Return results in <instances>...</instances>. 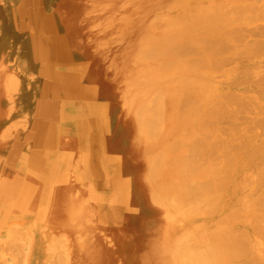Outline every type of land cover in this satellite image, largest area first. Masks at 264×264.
Returning a JSON list of instances; mask_svg holds the SVG:
<instances>
[{
	"label": "rangeland",
	"instance_id": "rangeland-1",
	"mask_svg": "<svg viewBox=\"0 0 264 264\" xmlns=\"http://www.w3.org/2000/svg\"><path fill=\"white\" fill-rule=\"evenodd\" d=\"M145 1L0 0V30H3L1 25L6 24V36L3 39L7 37L8 40H14L11 44L8 42L12 51L9 52V60L5 65L12 66V73H4L5 89L0 87V92L6 95L2 100L4 103L0 105L4 111V119L0 124V264H102L101 260H107L105 264H143L145 250L142 251L134 239L138 229H149V259H159L157 264H179L177 252L181 251V255L190 245L197 246V243L205 241L207 233L210 236L211 232H215L214 229L222 230L224 227L211 223L212 220L206 221L208 217L203 221L198 216L194 217L195 220L193 217L182 218L183 216L176 214L167 217L166 207H162V210H141L139 207L143 202L140 198L144 200L141 192L142 170L146 161L136 154L130 156V160L125 155L121 159L118 146L115 156L117 164H112L108 159L111 155L108 146L114 147L115 133H125L130 129L133 134L134 130V122L130 118L132 115L122 106L124 92L131 87L138 72L144 71L146 75V71L155 66L154 60L143 56L146 55L145 35L149 34L146 31L150 28L149 25L158 20H162L160 23L163 24L169 17L176 19L177 11L180 8L182 10V7H175L176 11H166V7L175 0ZM164 8L165 10L160 11ZM151 18L154 21L152 23ZM0 48L3 49V46ZM145 59L150 61L147 63ZM237 63L238 67L232 63L234 68L231 69L232 64L230 68L227 65L224 68L228 67V71L235 72L242 66L240 62ZM259 63L262 62L256 63L259 65L258 70L264 71V63L261 64L262 67ZM159 64L162 68L161 63ZM3 66L1 64L0 72L5 69ZM171 69L168 68V72ZM225 69L216 71L213 76L218 73L222 75ZM175 70L173 77L177 75L179 79ZM157 71L159 75H163L162 71ZM204 72L206 75L211 73L207 69L202 74ZM228 76L226 83L223 80L225 77L221 76L223 83H228L227 87L221 82L214 86L215 89H219L218 86L221 85L227 90L242 89V86L229 88L232 86V76L230 73ZM214 79V84L218 83L217 80L220 83V78ZM161 82L164 83L165 78ZM160 86L157 89L155 87L156 91L163 90ZM132 92L134 93L131 90L130 95ZM68 120L79 128L70 126L72 124ZM153 135L155 134H151V138H157ZM105 136L107 139H104ZM134 137L133 144L139 139ZM155 151L153 148L152 156ZM144 158L146 160L145 156ZM109 165L112 169L114 166V170ZM37 171L38 174L34 176ZM153 180L155 181L154 177ZM49 181L51 182L48 183ZM124 183L127 189L123 190L134 196L129 209L131 211L126 210L128 207L125 204L124 209L119 202L121 185ZM27 186L30 187L29 190H26ZM26 194L30 197V204L34 202L41 206L43 203L40 202H47L45 207L41 206L46 210H29L30 204L26 208L13 205L18 198L24 199ZM226 196L228 206L232 203L234 205L233 196L225 195V198ZM229 198L233 200L232 203ZM48 204L51 208L55 206L57 210L48 212ZM230 208L227 209L230 211ZM222 210V215L223 212H229ZM221 213L215 216L216 220L223 218ZM175 217L180 220L176 222ZM190 219L194 222L186 223ZM198 219L203 223H199ZM57 220L61 221L60 224H68L70 220L71 228L65 224L57 225ZM196 221L198 223L194 224ZM237 225V228L245 229L244 224ZM236 226L232 227L236 229ZM79 227L84 228L88 237L91 234L89 239L75 232ZM229 228L225 227L226 231H222L227 232ZM101 230L103 231L100 232ZM202 230L207 235L201 233ZM185 234L191 235L187 237ZM182 235L185 238L181 243ZM168 241L171 244L174 241L173 244L176 245H171ZM260 241L256 240L253 244L256 251L264 248V243L261 241L263 244H260ZM102 242L113 250L108 256L97 252L100 251L97 245L100 246ZM81 246L85 247L86 254L93 252L95 256H90L89 260L85 258L86 261L81 260L80 253H75Z\"/></svg>",
	"mask_w": 264,
	"mask_h": 264
},
{
	"label": "bare ground",
	"instance_id": "bare-ground-1",
	"mask_svg": "<svg viewBox=\"0 0 264 264\" xmlns=\"http://www.w3.org/2000/svg\"><path fill=\"white\" fill-rule=\"evenodd\" d=\"M175 1L166 7V11L172 10L173 12L176 11L175 7H182V10L181 8L179 10L181 16L177 11L175 17H178L176 19L173 20L169 17L168 21L161 24L163 17L160 19L161 23L159 20L158 23L155 19L160 15L155 13L157 16H154L156 18L153 17V19L157 23H152L154 22L152 18L150 20L152 24L146 31L149 34L145 35L146 55L143 54V56L154 60L155 66L150 67L148 64L150 69L146 71L147 76L144 71L138 72L131 87L124 92V105L122 104V106L132 115L133 118H130L134 122V130L133 134L130 133V129H127L129 133H115L114 147L108 146V152L111 154L108 159L112 164H117L115 156L118 146L120 149L118 155L119 153L122 154L121 159H123V155L129 159L130 156L136 154L137 156L141 155V158L146 161L142 170V181L140 180L143 188V190L141 189L142 196L144 195V200L140 198V201L143 202L139 207L142 208L141 210H162V207H166L165 214L167 217L168 215L169 217L171 215L172 217L173 215H180L183 216L182 218L193 217L192 219L200 217L201 219H199L202 221L208 217L209 219L206 221L212 220L211 223L224 226L222 230L225 231V227L229 228L237 224L245 225V229H239L237 228L239 225H237L236 229L232 227L227 232L216 228L210 236L207 233L208 238L201 244L198 240L196 241V243L199 242L197 246H195L196 244L190 245L187 250L184 248L186 251L181 255V251L177 252L180 257L179 264H264V248L262 247L263 250L259 248L261 250L259 252L260 250L257 249L256 251L255 246H253L256 240H261L264 243V71L258 70L259 65L256 64L259 61L264 63V0ZM144 2L146 1L144 0ZM157 6L160 7L159 4ZM163 10L165 8L160 11ZM183 19L188 20L183 21ZM1 26L3 30H0V40L3 41H0V46H3V49L0 48V67L1 64L7 65L9 52L12 51L9 47L14 41L8 40L9 38L6 39L7 37L3 39V36H6L4 33L6 24L3 23ZM60 32L63 33L62 30ZM150 59L145 60L148 63ZM155 60L161 63L162 68ZM236 61L242 64L241 66L239 63V67H241L237 71L233 69L235 72H230L228 67L224 68L226 65L230 68L232 63L237 65ZM234 64L231 65L233 66L231 69L234 68ZM168 68L177 69L175 71L180 78L178 79L177 75L173 77L174 70L171 69L172 72H168ZM11 69H13L11 65L5 66L4 71L0 72V87L3 89H5L3 75L6 71L11 72ZM157 69L162 71L163 75H159ZM206 69L208 72L211 71L210 75H206L205 72L203 73L205 75L202 74ZM222 69H225L222 71V75L218 73L213 76L216 71ZM229 73L232 76L231 83L229 82L232 86L229 85V88L233 87L234 89V87L242 86V89H237L239 91L227 90L222 85L218 86L222 89H215L214 86L221 84V82L227 87L228 83H224L228 81L226 78ZM190 74L192 77H189ZM199 74L202 75L199 76ZM220 75L222 78L225 77L223 78L225 82L221 80ZM214 77L220 78V83L217 80L218 83L215 82L214 84ZM164 78L165 82L163 83L161 80L163 81ZM162 84L163 86H160ZM158 86L163 90L156 91ZM0 90L2 89L0 88ZM131 90L134 93L132 92L130 95ZM4 98H6L5 93L0 92V105L4 103L2 101ZM2 110L3 108L0 106V124H2L1 120L4 119V111ZM68 122L70 121L68 120ZM70 123L72 124H69L70 126L74 125L73 127L76 129L79 128V126H75V123ZM0 130H2L1 126ZM153 133L155 134L153 136H157V138H151ZM132 137L134 139L139 138L138 141L136 140L138 144L136 142L133 144ZM104 139H107V136ZM153 148L156 150L154 156L151 154ZM110 167L111 170H114V166L113 169L112 166ZM112 172L114 173V171ZM37 174L38 171L34 173V176ZM25 188L26 190L30 189L28 186ZM123 188L127 189L125 183L121 185L122 191L119 202L121 206L124 207L125 204L128 207L127 209L124 207V209L129 210L132 201H134V196H131ZM7 189L10 190L9 187ZM229 193L234 199L233 201L229 198L231 203L234 202V205L232 203L234 207L230 205L234 209L232 211L227 204L229 202L228 197L225 198V195L230 197ZM16 196L18 195L16 194ZM29 198L28 195L26 201L23 198H18L13 202V205L26 208L31 201ZM40 203H43L41 206L45 207L47 202ZM30 205L29 210H46L34 202ZM226 205L231 212L226 208ZM224 209L229 212L226 214L223 212ZM47 210L53 212L57 209L55 206L51 208L48 204ZM219 212L223 218L216 220L215 216H218ZM52 215L50 214V216ZM177 217L174 218L176 222L180 220L176 219ZM174 219L171 218L170 220L174 222ZM192 219L189 222H187L189 219L186 220V223L189 224L191 221L193 223ZM76 221L78 220L76 219ZM197 221L194 224H197ZM56 222L57 225L65 224L71 228L70 220L68 224L67 222L60 224V220ZM204 223L206 224L205 221ZM66 226L64 227L66 228ZM83 230L84 228L80 229L79 227L75 232L89 239L91 234L88 237ZM148 230L138 229L134 239L139 248L142 251L145 250L143 264H157L159 259L148 258L151 249ZM203 232L205 231L202 230L201 233ZM192 233L195 234L193 231ZM189 235L185 234L187 237ZM185 236L182 237V240L180 239L181 243ZM203 236L201 237L205 238ZM168 237H166V241ZM201 237L200 239H202ZM191 238L193 237L191 236ZM89 241L91 242V240ZM261 241L260 244H263ZM173 242L169 244L176 245ZM98 243L100 244V241ZM97 246V249H100L97 252H103L104 256H108L113 251L103 242ZM78 251L75 253H80L81 260L86 261L85 258L89 260L95 256L93 252L86 254L87 251L83 246L78 248ZM147 253L149 254L147 255ZM105 261L101 260L102 264H105Z\"/></svg>",
	"mask_w": 264,
	"mask_h": 264
}]
</instances>
